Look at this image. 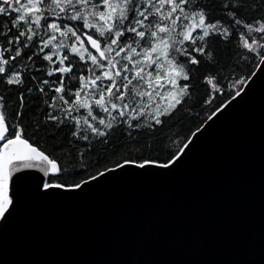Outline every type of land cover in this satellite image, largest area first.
Masks as SVG:
<instances>
[{
  "label": "snow or ice",
  "instance_id": "obj_1",
  "mask_svg": "<svg viewBox=\"0 0 264 264\" xmlns=\"http://www.w3.org/2000/svg\"><path fill=\"white\" fill-rule=\"evenodd\" d=\"M262 66L264 0H0V225L168 175Z\"/></svg>",
  "mask_w": 264,
  "mask_h": 264
},
{
  "label": "water",
  "instance_id": "obj_2",
  "mask_svg": "<svg viewBox=\"0 0 264 264\" xmlns=\"http://www.w3.org/2000/svg\"><path fill=\"white\" fill-rule=\"evenodd\" d=\"M243 87L168 175L27 200L0 264H264V81Z\"/></svg>",
  "mask_w": 264,
  "mask_h": 264
},
{
  "label": "trees",
  "instance_id": "obj_3",
  "mask_svg": "<svg viewBox=\"0 0 264 264\" xmlns=\"http://www.w3.org/2000/svg\"><path fill=\"white\" fill-rule=\"evenodd\" d=\"M255 71V69H253ZM240 87H243L241 85ZM236 94L235 90L232 92V97ZM232 97H227L225 94H218V98L215 101L214 105L211 106V111L215 110V106H218V104L224 100V99H231ZM211 111L205 110L203 112H200L199 109L195 110L197 114L193 115L191 118H185L183 121V126L180 127V133L182 136H189L192 135L195 131L196 128L201 124L204 123L207 120V116L211 114ZM188 140L185 142L187 143Z\"/></svg>",
  "mask_w": 264,
  "mask_h": 264
}]
</instances>
